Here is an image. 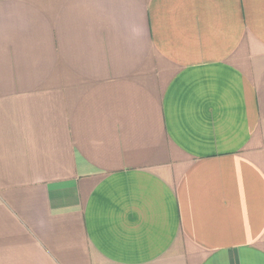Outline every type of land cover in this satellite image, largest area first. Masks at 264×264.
Wrapping results in <instances>:
<instances>
[{
	"label": "crops",
	"instance_id": "0c3cea01",
	"mask_svg": "<svg viewBox=\"0 0 264 264\" xmlns=\"http://www.w3.org/2000/svg\"><path fill=\"white\" fill-rule=\"evenodd\" d=\"M0 264H264V0H0Z\"/></svg>",
	"mask_w": 264,
	"mask_h": 264
}]
</instances>
